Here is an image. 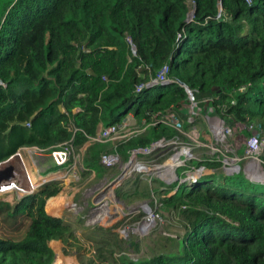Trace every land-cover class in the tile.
<instances>
[{"label": "trees", "instance_id": "1", "mask_svg": "<svg viewBox=\"0 0 264 264\" xmlns=\"http://www.w3.org/2000/svg\"><path fill=\"white\" fill-rule=\"evenodd\" d=\"M193 2L188 21V0H0V163L22 147L79 155L88 145L83 170L103 179L111 168L97 167L95 155L115 150L92 141L99 127L122 128L133 116L146 129L119 144L126 162L133 151L181 137L154 124L156 116L181 110L176 118L191 128L180 83L194 92L196 111L228 127L253 126L263 139L264 0ZM166 65L174 82L148 86ZM221 166L189 160L172 186L152 190L159 213L183 221L169 248L134 259L135 240L96 227L83 264H264V184L241 174L187 182L199 168ZM62 192L49 182L13 206L0 201V215L30 221L22 239H0V264H54L51 240L80 247L73 228L47 212Z\"/></svg>", "mask_w": 264, "mask_h": 264}, {"label": "rangeland", "instance_id": "2", "mask_svg": "<svg viewBox=\"0 0 264 264\" xmlns=\"http://www.w3.org/2000/svg\"><path fill=\"white\" fill-rule=\"evenodd\" d=\"M188 5L193 11V0H188ZM184 108L187 111L189 110V114L185 112L183 115L186 119L190 117V122L194 123L188 131H185L184 126V133L192 135V131H198L200 133L198 141L204 145L196 146L194 150L196 160L209 159L213 162H219L218 159L231 160L235 159L236 156L242 158L244 147L250 137L243 127L236 128L237 133L230 137L222 131L223 128L228 126L222 124L219 116L196 111L197 105L193 107L191 104L186 103ZM181 112L180 110L175 113L179 115ZM141 128V124L131 116L127 119L123 129L128 131L129 134L138 132ZM102 130V127H99L98 140L103 142L106 140L102 136ZM255 134L263 143L261 160L264 162V136L261 139V135ZM122 140L124 138L112 137L109 142L105 143L107 147L105 150L109 152L114 145L117 146ZM15 142V139L11 140L10 145ZM17 150L14 155L20 154L24 161L25 159L29 160L28 166H31L30 170L34 173L36 179H39V173L36 172L39 170L43 177L46 176V181L51 182V179H55L53 182L60 183L63 188V192L57 196L60 199L52 204L53 211H47L54 217L56 215L63 218L73 228L81 243L80 247L77 246V243L65 244L62 251L58 252L57 264L86 263L90 257L87 252L90 243H86L90 241L87 238L93 236L91 231L96 227H102L110 231L107 237L119 235L120 239L127 242L135 240L139 244L138 250L130 249L128 251V254L134 259L147 257L151 252L161 251L163 247L169 248V239L175 238L177 234L182 235L184 233L180 223L183 222L181 219L159 213V197L157 194L152 193V190L157 193L163 187L172 186V183L178 180V173L185 170L183 168L173 171V167L170 168V166H173L170 160L176 151L174 148L164 151L157 149L154 154L143 155V157L137 154L128 162L121 157L119 163L111 168L103 179H95L81 168L71 169L68 176L63 174L49 176L50 173L58 170L62 171L70 166L68 162L62 165L56 162V153L63 151L46 155L35 147H22ZM100 156L101 153L95 155L97 167L101 163ZM63 157L64 159L67 158L66 155L59 156L60 159H63ZM50 160L52 162H49ZM183 160H186L185 156ZM166 164L169 167L168 169L165 167ZM89 166L90 164L86 162L84 169H88ZM161 169L165 170L161 171ZM214 173L226 175L221 166L217 170L199 168L193 172V176L195 180ZM241 176L249 180L246 175ZM194 180L189 179L187 182L192 184ZM33 184V190L37 188L39 191V187L43 185V182L34 179ZM72 195H74V199L72 198L71 201L70 197ZM0 199L13 204L19 200L14 193H0ZM29 225L30 221L25 217L13 219L2 213L0 215V239L20 240L25 236ZM93 239H99V237L93 236ZM65 251L69 255H66Z\"/></svg>", "mask_w": 264, "mask_h": 264}, {"label": "built area", "instance_id": "3", "mask_svg": "<svg viewBox=\"0 0 264 264\" xmlns=\"http://www.w3.org/2000/svg\"><path fill=\"white\" fill-rule=\"evenodd\" d=\"M248 2H250V0H248ZM134 50V48H133ZM135 53V51H134ZM174 80H172L170 78V67L169 65H166L162 68V70L160 71V73L158 74V77L148 86H154V85H167L170 83H173ZM1 85H3L1 83ZM4 86V85H3ZM145 87V85H142L138 88V92H141L142 89ZM187 93V104H191L193 107L197 104L196 101V96L194 94V92L190 89H187L185 87H183ZM241 92H244V89H241ZM235 104V103H234ZM173 112H171L170 114L163 116V117H157L154 121V124H157L159 122H163L166 123L168 125H171L173 128H175L180 134L182 138H185V140L183 141L181 137H178L170 142H166L165 140H161L158 141L156 143H153L151 145V147L149 148H141L139 150L133 151L131 153V158L133 156H136L137 154H139L140 156L143 157V155H152L155 153V151L157 149H160L161 151L164 150H171V149H175L176 151L174 152V155H172L170 162L172 163V167H173V171L175 170H179L180 168L184 167L186 162L192 159H196L195 157V153L194 150L196 148V146H204L203 144H201L198 140H199V134L198 131H192V135H188L185 134L183 128H184V122H179V120L176 118V111L172 110ZM210 118V117H209ZM175 119V120H174ZM188 123L193 125L194 123L190 122V117L187 119ZM222 124L224 123L221 120ZM31 125L29 124L28 127H30ZM243 127L241 125L235 126V127H225L223 128V132L225 133V135L227 136H234L237 133V129ZM123 128H116V127H111V128H107V129H103L102 130V136L105 138L106 141H109L112 137H117L119 139L124 138V140H122L120 143H124L126 141H129L132 137H136L137 135L143 133L146 129H140L138 130V132H131L128 134V131L124 130ZM245 129V127H243ZM246 131L249 133L248 135L250 136L246 146L244 147V151H243V155L242 158H240L239 156H236L235 159H218L219 163L222 164V167L224 169V171L226 172V175H246L249 180L256 182V183H262L264 184V162L261 160V155L263 153V143L261 142V140L259 139V137L255 134L258 133V135L260 136L259 132L252 126L248 129H246ZM104 134V135H103ZM194 135V136H193ZM197 136V137H196ZM262 139V137H261ZM92 141L94 142H102V140H98V137L96 139H93ZM119 143V144H120ZM119 144L117 146L114 145V153H103L101 154L100 158H101V163L109 168H113L114 166H116L119 163V160L121 159V156L117 153V148L119 146ZM90 145V144H89ZM87 147V146H86ZM86 147H82L80 149L81 154L77 155L74 152V149L72 147H69V149H67L65 151L66 155V159L65 162H69L72 159L71 164H69L70 166L67 169L64 170H58L56 172L50 173L49 176H55V175H59V174H63L64 176H68V173L71 169H78L81 168V170L84 169V165H83V156H84V152H85V148ZM64 153V152H61ZM19 156L21 157L24 165H25V169L27 171V178L29 180V183L31 185V191H35L33 190L34 184H33V180H41L43 182V185L46 183H49V181H46V176H42L39 172V170H37L36 172L39 173V179H36L35 175L33 174V172L30 171V169L28 168V165L25 163V161L23 160L22 156L19 154ZM186 157V160H183V157ZM57 162V161H56ZM63 163V164H64ZM169 163V162H168ZM167 163V164H168ZM58 164V163H57ZM165 165V167L168 169V165ZM165 168V169H166ZM165 169H161V171L165 170ZM64 172V173H61ZM189 179L194 180V176L193 174H189V176L187 177ZM55 179H51L50 181L53 182ZM42 186V185H41ZM40 186V187H41ZM39 187V188H40ZM36 191H38L36 189ZM0 193H14L16 194V196H18V201H20L21 199H23L24 197L28 196V194H25L24 192L20 191L17 187H12L10 189L7 188H0ZM0 201L7 203L5 200L0 199ZM9 204H11L12 206L14 205L12 202H9Z\"/></svg>", "mask_w": 264, "mask_h": 264}, {"label": "water", "instance_id": "4", "mask_svg": "<svg viewBox=\"0 0 264 264\" xmlns=\"http://www.w3.org/2000/svg\"><path fill=\"white\" fill-rule=\"evenodd\" d=\"M222 11V6H220ZM195 11H192L188 14V21H191L194 17ZM136 52V48H134ZM182 87H185L190 90L185 84L180 83ZM58 155V156H57ZM59 156H65L63 153H56V161L59 165H62L65 162V159H60ZM7 188L10 189L12 187H17L20 191L24 192L25 194L32 195L37 191H31V185L27 178V171L25 169V165L19 156L16 154L10 157L8 160L0 163V188Z\"/></svg>", "mask_w": 264, "mask_h": 264}, {"label": "crops", "instance_id": "5", "mask_svg": "<svg viewBox=\"0 0 264 264\" xmlns=\"http://www.w3.org/2000/svg\"><path fill=\"white\" fill-rule=\"evenodd\" d=\"M25 163H27V165H28V161L29 160H26L25 159ZM49 162H52L51 160L49 161ZM48 162V163H49ZM47 164V163H46ZM29 167V166H28ZM31 167V166H30ZM30 167H29V169H30ZM31 171V170H30ZM32 172V171H31ZM34 174V173H33ZM220 173H218V174H213V175H217V176H222V175H219ZM92 176L95 178V176L92 174ZM75 194V193H74ZM74 195H72L71 197H70V200L72 201L74 198ZM73 198V199H72ZM48 212V211H47ZM53 216V215H52ZM55 217H57L56 215H55ZM48 245H49V247H51L53 250H54V252L56 253V258H55V261H54V264H57L56 263V259L58 258V252H60V251H62V248L64 247V244L63 243H60V241H55V240H51V241H49L48 242Z\"/></svg>", "mask_w": 264, "mask_h": 264}, {"label": "bare ground", "instance_id": "6", "mask_svg": "<svg viewBox=\"0 0 264 264\" xmlns=\"http://www.w3.org/2000/svg\"><path fill=\"white\" fill-rule=\"evenodd\" d=\"M170 168L172 169V166H170ZM36 189H37V188H36ZM36 189H35V190H36Z\"/></svg>", "mask_w": 264, "mask_h": 264}]
</instances>
